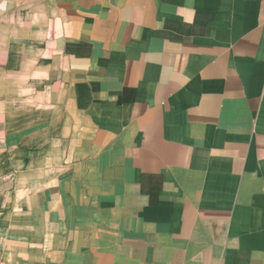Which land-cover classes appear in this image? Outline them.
I'll return each mask as SVG.
<instances>
[{
	"label": "crops",
	"instance_id": "0c3cea01",
	"mask_svg": "<svg viewBox=\"0 0 264 264\" xmlns=\"http://www.w3.org/2000/svg\"><path fill=\"white\" fill-rule=\"evenodd\" d=\"M17 12L61 116L0 159V262L264 264V0Z\"/></svg>",
	"mask_w": 264,
	"mask_h": 264
},
{
	"label": "rangeland",
	"instance_id": "374dc122",
	"mask_svg": "<svg viewBox=\"0 0 264 264\" xmlns=\"http://www.w3.org/2000/svg\"><path fill=\"white\" fill-rule=\"evenodd\" d=\"M39 35L41 23L20 12L0 16V159L17 148L39 147L60 122L59 104L42 82Z\"/></svg>",
	"mask_w": 264,
	"mask_h": 264
},
{
	"label": "built area",
	"instance_id": "2783aa9c",
	"mask_svg": "<svg viewBox=\"0 0 264 264\" xmlns=\"http://www.w3.org/2000/svg\"><path fill=\"white\" fill-rule=\"evenodd\" d=\"M0 264H2V263L0 262Z\"/></svg>",
	"mask_w": 264,
	"mask_h": 264
}]
</instances>
